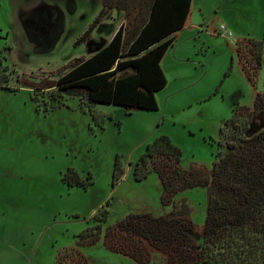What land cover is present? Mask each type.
Here are the masks:
<instances>
[{"label": "rangeland", "instance_id": "1", "mask_svg": "<svg viewBox=\"0 0 264 264\" xmlns=\"http://www.w3.org/2000/svg\"><path fill=\"white\" fill-rule=\"evenodd\" d=\"M102 9L103 0H0V78L4 73L9 86L0 88V264H57L58 254L102 216L105 232L131 212H169L158 174L142 181L134 175L148 144L169 135L182 149L183 166L212 169L224 150L225 122L264 92V55L253 85L236 51L242 37L264 41V0H193L190 19L162 61L167 85L156 93L157 110L89 104L78 89L60 96L40 88L75 58L92 55L125 20L129 31L138 14L116 7L102 15ZM222 23L233 37L220 33ZM117 160L123 174L114 181ZM70 170L93 183L70 185ZM176 199H186L201 231L208 187ZM79 248L91 264H142L102 240ZM148 264H164V257L156 254Z\"/></svg>", "mask_w": 264, "mask_h": 264}, {"label": "trees", "instance_id": "2", "mask_svg": "<svg viewBox=\"0 0 264 264\" xmlns=\"http://www.w3.org/2000/svg\"><path fill=\"white\" fill-rule=\"evenodd\" d=\"M103 0L101 14L118 7L131 16L114 34L87 57H77L54 81L40 88L57 90L60 96L81 90L89 104H116L126 110H157L156 93L165 88L162 61L192 13L193 0ZM91 23L83 40L99 24ZM241 66L253 85L263 66L264 41L242 37L236 42ZM4 78V79H3ZM2 75L0 88H8ZM38 87V86H36ZM222 139L212 169L200 164L185 167L182 149L169 135L148 144L135 165V178L142 181L151 172L160 178L161 202L171 207L165 214L151 210L131 212L103 232L99 223L78 235L77 244L62 250L57 264H91L79 246H104L135 261L148 264L156 254L164 264H264V92H257L253 106L239 105L222 127ZM73 173V174H72ZM70 174V175H69ZM70 185L87 186L70 170ZM123 170L116 161L114 181ZM208 187L209 201L203 229L192 218L186 199L179 193Z\"/></svg>", "mask_w": 264, "mask_h": 264}, {"label": "built area", "instance_id": "3", "mask_svg": "<svg viewBox=\"0 0 264 264\" xmlns=\"http://www.w3.org/2000/svg\"><path fill=\"white\" fill-rule=\"evenodd\" d=\"M219 31L221 34H223L225 36L233 37V32L230 29H228V27L225 23H222L220 25Z\"/></svg>", "mask_w": 264, "mask_h": 264}, {"label": "crops", "instance_id": "4", "mask_svg": "<svg viewBox=\"0 0 264 264\" xmlns=\"http://www.w3.org/2000/svg\"><path fill=\"white\" fill-rule=\"evenodd\" d=\"M192 6H193V1H192ZM192 25H195V23L192 22ZM183 29H184V28H183ZM183 29H182V30H183ZM182 30H180V32H181ZM178 33H179V31H178L176 34L178 35Z\"/></svg>", "mask_w": 264, "mask_h": 264}]
</instances>
